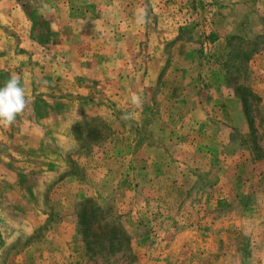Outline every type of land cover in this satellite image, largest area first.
<instances>
[{
    "label": "rangeland",
    "instance_id": "obj_1",
    "mask_svg": "<svg viewBox=\"0 0 264 264\" xmlns=\"http://www.w3.org/2000/svg\"><path fill=\"white\" fill-rule=\"evenodd\" d=\"M12 76L0 264H264V0H0Z\"/></svg>",
    "mask_w": 264,
    "mask_h": 264
},
{
    "label": "clouds",
    "instance_id": "obj_2",
    "mask_svg": "<svg viewBox=\"0 0 264 264\" xmlns=\"http://www.w3.org/2000/svg\"><path fill=\"white\" fill-rule=\"evenodd\" d=\"M133 103L139 106L140 101L133 97ZM26 105V90L21 79L19 76H12L0 86V125L12 126Z\"/></svg>",
    "mask_w": 264,
    "mask_h": 264
}]
</instances>
